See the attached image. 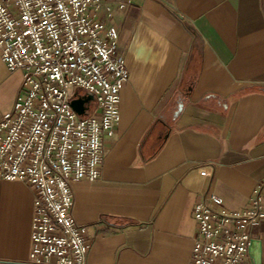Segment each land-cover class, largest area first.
Wrapping results in <instances>:
<instances>
[{
  "label": "crops",
  "instance_id": "crops-1",
  "mask_svg": "<svg viewBox=\"0 0 264 264\" xmlns=\"http://www.w3.org/2000/svg\"><path fill=\"white\" fill-rule=\"evenodd\" d=\"M109 22L130 78L101 178L72 183L88 264H188L198 201L264 199V0H133ZM22 81L0 56V118ZM34 199L0 179V264H27ZM256 234L264 264V220Z\"/></svg>",
  "mask_w": 264,
  "mask_h": 264
},
{
  "label": "built area",
  "instance_id": "built-area-1",
  "mask_svg": "<svg viewBox=\"0 0 264 264\" xmlns=\"http://www.w3.org/2000/svg\"><path fill=\"white\" fill-rule=\"evenodd\" d=\"M132 3L0 0V56L10 72L23 73L13 109L0 118V179L35 193L27 264H88L90 237L74 217L72 183L102 176L130 78L109 21ZM87 96L80 114L72 101ZM193 213L198 236L188 264H251L249 246L264 220L260 185L245 209L229 210L208 194Z\"/></svg>",
  "mask_w": 264,
  "mask_h": 264
},
{
  "label": "water",
  "instance_id": "water-1",
  "mask_svg": "<svg viewBox=\"0 0 264 264\" xmlns=\"http://www.w3.org/2000/svg\"><path fill=\"white\" fill-rule=\"evenodd\" d=\"M91 99L92 97L90 96L81 99H75L72 101V106L78 113L82 114L86 108L84 107V104L89 103ZM261 249V240L258 238L252 239L249 246V255L253 264H261Z\"/></svg>",
  "mask_w": 264,
  "mask_h": 264
},
{
  "label": "rangeland",
  "instance_id": "rangeland-1",
  "mask_svg": "<svg viewBox=\"0 0 264 264\" xmlns=\"http://www.w3.org/2000/svg\"><path fill=\"white\" fill-rule=\"evenodd\" d=\"M90 101H92V99Z\"/></svg>",
  "mask_w": 264,
  "mask_h": 264
}]
</instances>
